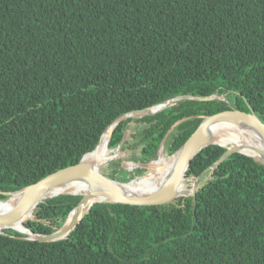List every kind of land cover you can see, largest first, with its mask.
Instances as JSON below:
<instances>
[{
  "label": "trees",
  "instance_id": "trees-1",
  "mask_svg": "<svg viewBox=\"0 0 264 264\" xmlns=\"http://www.w3.org/2000/svg\"><path fill=\"white\" fill-rule=\"evenodd\" d=\"M170 99L121 119L95 167L122 141L135 162L162 144L173 155L225 109L250 104L264 121V0H0V200L80 162L120 116ZM225 150L206 146L186 177ZM111 167L124 182L147 171ZM82 197H48L15 225L52 233ZM17 230L0 233V264H264V163L235 152L196 196L160 205L97 201L59 240Z\"/></svg>",
  "mask_w": 264,
  "mask_h": 264
},
{
  "label": "water",
  "instance_id": "water-1",
  "mask_svg": "<svg viewBox=\"0 0 264 264\" xmlns=\"http://www.w3.org/2000/svg\"><path fill=\"white\" fill-rule=\"evenodd\" d=\"M182 97L197 99V100H210L218 97L217 94L210 96H193V95H184ZM177 97L176 99H178ZM172 103V100H168L165 103H161L155 106L146 107L142 109H137L131 111L127 114L120 116L117 121L112 125L113 128L117 123L125 118L127 119L132 115H143V114H154L158 111H161L169 107ZM249 110H244L240 108H230L225 109L204 117L203 121L197 127V129L189 136L185 143L179 148L176 152L179 155V167L176 173L169 178L167 183L160 189L150 192V193H137V192H127L126 188L123 185L130 184L135 182L140 176L134 177L128 182L120 181L111 176L107 175L101 169L91 166L84 162L85 156L90 153H86L80 162L69 165L67 167L61 168L55 172L48 174L47 176L41 178L37 182H34L24 188L9 192L11 197L18 194V200L12 210L8 213L0 215V233H5L4 229L1 228H13L12 225L18 222L25 221L32 212H35L38 204L44 199L48 198L49 187L55 183L69 180L71 178L85 177L87 179L100 181L102 183L101 188H96L91 191V195H99L100 199L96 201H110L114 203H127V204H137V205H160L170 201H173L181 196H196L197 192L201 190L213 177L215 171L225 162V160L235 152H241L247 155L254 157L255 159L264 163V144L259 142H248L236 145H226L220 142H213L220 144L226 147V150L222 153L219 159L207 170H205L201 175L195 178L192 182L186 183V186H181L183 181L186 180V172L189 168L192 159L206 146L211 143L206 144V135L208 127L218 121H241L247 122L255 126L259 131L264 135V121L257 115L256 110L250 105ZM116 148L120 150L121 145ZM164 149V144L161 145L160 152ZM115 150V151H116ZM246 150H250L254 153L259 154V157L247 153ZM117 155V153L115 154ZM152 162V161H151ZM150 162V163H151ZM137 166L148 167L150 163L139 164L133 162ZM208 171V172H207ZM72 194H79L75 192H69ZM54 196V195H53ZM10 197V198H11ZM52 197V196H50ZM87 195H83L80 203L69 213L64 224L58 228L56 231L49 234H40L31 230L33 234H29L20 230L22 233H25L24 238L30 240H39V241H55L62 239L68 236L84 218L91 206L96 202L94 201L88 208H86L83 213L78 217L72 219V214L76 208L86 199ZM9 198V199H10ZM25 223V222H24ZM26 224V223H25Z\"/></svg>",
  "mask_w": 264,
  "mask_h": 264
},
{
  "label": "bare ground",
  "instance_id": "bare-ground-1",
  "mask_svg": "<svg viewBox=\"0 0 264 264\" xmlns=\"http://www.w3.org/2000/svg\"><path fill=\"white\" fill-rule=\"evenodd\" d=\"M113 126H110L104 133L101 142L93 153L84 158V162L96 166L104 146L110 136ZM220 142L226 145H236L248 142H259L264 144V135L255 126L247 122L241 121H218L211 124L207 129L206 144ZM247 153L254 154L259 157V154L250 150ZM99 158V159H98ZM103 159L101 164L104 163ZM179 155L177 153L167 156L164 150L161 151L158 159L152 161L149 165L150 171L148 174L138 178L135 182L123 185L127 192L150 193L162 188L169 178L173 176L179 167ZM103 185L100 181L87 179L85 177L71 178L66 181L58 182L49 187L47 197L56 196L62 193L75 192L87 195L86 199L76 208L72 214V219L78 218L81 215L83 207L88 202H94L100 199L99 195H91V191L96 188H101ZM18 200V194L13 195L10 199L0 200V215L8 213L12 210ZM79 211L78 216L77 213ZM13 228L20 230L15 224ZM2 230L4 228H1ZM31 235H33L31 233Z\"/></svg>",
  "mask_w": 264,
  "mask_h": 264
},
{
  "label": "rangeland",
  "instance_id": "rangeland-1",
  "mask_svg": "<svg viewBox=\"0 0 264 264\" xmlns=\"http://www.w3.org/2000/svg\"><path fill=\"white\" fill-rule=\"evenodd\" d=\"M221 98L222 99H227L228 97L226 96V95H223V96H221ZM132 116H135V115H132ZM129 117H131V116H129ZM125 119V118H124ZM115 123V122H114ZM113 123V124H114ZM113 124H111L110 126H112ZM109 126V127H110ZM108 127V128H109ZM107 128V129H108ZM115 128V127H114ZM113 128V129H114ZM112 132H113V130H112ZM105 133V132H104ZM103 133V134H104ZM112 135V134H111ZM103 136V135H102ZM110 139H111V137H110ZM101 141V140H100ZM100 143V142H99ZM99 145V144H98ZM97 145V146H98ZM97 148V147H96ZM95 148V149H96ZM94 149V150H95ZM111 150H113V151H115L116 149H112V148H110ZM94 150H92V151H94ZM164 150V153H165V155H167V156H171V155H169L166 151H165V149H163ZM92 151H90V152H92ZM116 151H118V150H116ZM160 151H159V156H160ZM175 154V153H174ZM126 156V154L125 153H123V152H121L120 150H119V155H118V157H116V158H114V159H118V158H121V166L122 167H124V168H126V169H128V170H130V171H133L135 168H137V167H144V166H137V167H135L136 166V164H134L133 162H135V161H133V160H128V159H126V158H124ZM159 156H158V158H159ZM157 158V159H158ZM114 159L113 160H111L110 162H108L107 164H105V165H103L102 167L103 168H101V170L103 171V172H105L107 175H109L110 174V172L112 171V167H111V163H112V161H114ZM154 160H156V159H153V160H151V161H154ZM150 161V162H151ZM150 162H148V163H150ZM136 163H139V164H146V163H140V162H136ZM99 168V167H98ZM144 168H147V171L145 172V174H143V175H139L140 177H142V176H144V175H146V174H148V172L150 171V168H149V166L148 167H144ZM110 176V175H109ZM113 178V177H112ZM118 180V179H117ZM132 180V179H131ZM193 180L191 179V178H186V180H185V183H190V182H192ZM80 195H84V194H80ZM190 196V195H189ZM11 197V196H10ZM8 200V199H7ZM3 201H6V200H3ZM104 201H106V200H104ZM97 202V201H96Z\"/></svg>",
  "mask_w": 264,
  "mask_h": 264
}]
</instances>
